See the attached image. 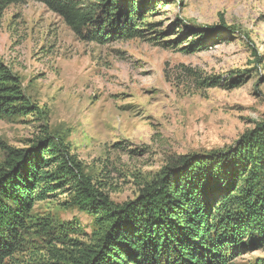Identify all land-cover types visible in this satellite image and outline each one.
I'll use <instances>...</instances> for the list:
<instances>
[{"label":"rangeland","instance_id":"374dc122","mask_svg":"<svg viewBox=\"0 0 264 264\" xmlns=\"http://www.w3.org/2000/svg\"><path fill=\"white\" fill-rule=\"evenodd\" d=\"M149 2L135 16L140 35L105 44L78 40L33 0L3 11L0 61L39 111L0 119V162L4 148L28 147L48 128L122 205L180 157L226 152L264 124V0ZM75 203L36 202L4 264L55 263L39 223L87 243L93 218ZM242 241L231 264H264V238Z\"/></svg>","mask_w":264,"mask_h":264},{"label":"trees","instance_id":"16d2710c","mask_svg":"<svg viewBox=\"0 0 264 264\" xmlns=\"http://www.w3.org/2000/svg\"><path fill=\"white\" fill-rule=\"evenodd\" d=\"M23 1L0 0V17L9 5ZM33 1L57 15L78 40L96 44L140 35L135 16L139 18L141 9L150 3ZM35 111L39 108L25 96L18 77L0 61V119ZM4 153L0 162V264L18 249L34 204L58 194L70 196L80 211L91 213L90 239L87 243L68 239L60 229L39 223L55 263L36 264H231L245 234L264 238V124L244 133L226 152L191 164L187 162L194 156L180 157L178 165L162 168L139 197L122 205L109 201L63 139L50 134L48 128L28 147H6ZM55 244L64 245L66 251L62 253Z\"/></svg>","mask_w":264,"mask_h":264}]
</instances>
